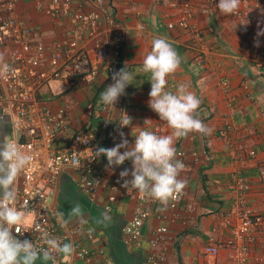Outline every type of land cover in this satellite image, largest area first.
<instances>
[{"label": "crops", "instance_id": "0c3cea01", "mask_svg": "<svg viewBox=\"0 0 264 264\" xmlns=\"http://www.w3.org/2000/svg\"><path fill=\"white\" fill-rule=\"evenodd\" d=\"M72 9L82 12L100 10L105 5L113 11L123 26L124 42L122 66L133 80L125 89L115 108L96 111L88 118L97 128L98 147L111 148L120 142V132L129 143L142 130L167 135L170 130L165 121L148 107L151 90L150 75L141 71L142 62L151 50L154 37H166L182 57L180 69L168 78L166 90L175 91L179 84H187L200 99L198 116L210 128V135L189 133L175 143L176 151L183 153L186 166L179 178L186 187L174 208L159 202L138 200L136 190L122 187L119 173L132 164L125 161L114 172L106 170L107 158L101 156L96 163L102 182L93 195L84 193L79 180L85 173L82 167H65L57 178L55 192L50 198L51 209L63 212L65 219L71 208L79 204L84 210L87 224L75 218L62 227L59 218L51 215L60 233L75 251L88 250L87 257L61 256L54 264H148L150 239L157 227L165 231L158 236L157 248L163 250L160 264H236L228 248L215 256L206 254L209 244H222L234 238L231 223L237 210L252 212L264 219V0L249 10L254 22L252 31L241 25L232 15H222L218 0H69ZM47 0H13L12 13L28 29L26 40L42 42L46 54L65 51L69 41L76 39L94 62L92 45L95 40L108 44L110 27L100 19L94 35L88 30L76 34L77 22L67 15L50 16L45 13ZM201 34V39L196 34ZM202 49V61L194 59ZM4 61L13 54L26 59L24 68L35 67L39 73L49 75V61L42 66L30 63L32 49H23L13 43L0 45ZM106 76L95 83L68 87L58 79L41 81L37 96L50 109L66 106V120L74 129L86 121L90 102H96L105 88ZM6 89L0 85V144L11 136V122L4 112ZM98 114V115H96ZM131 119V125L119 128L122 120ZM227 132L230 144L221 136ZM66 141L55 139L52 147L65 146ZM256 155L251 157L249 151ZM123 152V149H121ZM126 179H131V176ZM242 195L243 204L237 208L236 200ZM137 209L144 212L141 235L132 237L122 232L123 226ZM107 212L111 221L107 226L97 224L101 213ZM23 221L30 218L22 214ZM246 264H264V226L257 227L249 243ZM35 264H53L38 259Z\"/></svg>", "mask_w": 264, "mask_h": 264}, {"label": "built area", "instance_id": "2783aa9c", "mask_svg": "<svg viewBox=\"0 0 264 264\" xmlns=\"http://www.w3.org/2000/svg\"><path fill=\"white\" fill-rule=\"evenodd\" d=\"M47 1L48 5L45 9L47 15H67L75 19L78 37H80L79 31L82 29H86L88 34L94 35L101 18L109 25L111 37L108 44H104L100 40L93 42L94 62L89 60L84 48L78 45L76 39L69 41L67 50L53 51L47 55L42 42L31 43L26 40L29 31L23 22L14 18L13 0H0V45L13 43L20 45L25 50L32 49L33 58L29 60L30 63L39 66H42L45 60L50 63L47 70L49 75H45L39 73L35 67L24 68V65L27 64L26 59L19 54H13L12 60L5 61L10 66V71L0 75V85L6 89L4 112L8 115L12 128L11 136L7 142H17L24 151L33 157L30 165L22 172L15 185L18 193L15 206L22 214H28L30 218L26 221L22 220L19 234L13 230V235L21 240H31L38 248L43 246L40 235L44 231H47L52 237H58L63 243L66 238V235L60 233L51 220V215L55 216L56 213L51 209L49 203L55 192L57 178L61 171L67 166L82 167L85 173L79 180V187L88 195H93L101 184L102 178L98 174L97 160L94 159V150L97 149L95 139L97 128L91 127L88 118L93 112L108 109L100 103V97L96 102H90L86 121L79 128L74 129L66 120V106L50 109L41 103L37 96L41 81L45 78L58 79L68 87H75L93 84L105 75L104 91H106L107 86L113 82V73L121 70L124 42L123 26L116 20L113 11L107 4L100 10L82 12L72 9L69 0ZM96 1L99 5L105 4V0ZM258 2L259 0H240L238 11L231 14L249 31H252L254 22L248 4L256 5ZM196 38L200 40L201 34H196ZM196 52L194 59L200 63L202 61L201 47ZM229 129L230 125L226 124L225 129L221 130V136L224 137L227 144H230L227 135ZM55 139L66 141L65 146L52 147ZM249 155L254 157L256 153L254 150H250ZM176 158L186 166L182 151H176ZM260 173L264 176V169ZM135 197L138 200L157 203V201L142 198L138 193ZM179 198L170 201L168 206L174 208ZM242 204L243 197L240 195L236 200V207L239 208ZM143 220L144 212L137 209L123 226L122 232L132 237L140 236ZM227 223H231L234 228V238L219 245H206L204 252L215 256L220 249L228 248L231 251L230 257L236 260V264H246L249 243L253 239L257 227L264 226V219L252 212L238 209L236 221H227ZM164 231V227H157L150 239L148 264H160L164 260L163 250L157 248L158 236ZM88 254L86 248H79L75 251L78 258L87 257ZM59 258L61 256H57L55 261Z\"/></svg>", "mask_w": 264, "mask_h": 264}, {"label": "clouds", "instance_id": "9594fccd", "mask_svg": "<svg viewBox=\"0 0 264 264\" xmlns=\"http://www.w3.org/2000/svg\"><path fill=\"white\" fill-rule=\"evenodd\" d=\"M240 0H218L217 8L222 15H231L238 11ZM264 35V31L257 36ZM182 57L166 37H154L151 50L144 57L141 71L150 75L151 90L148 107L165 121L170 133L157 135L152 131H140L133 143H129L123 132L120 142L114 147H98L94 150V159L107 158L106 170L130 161L132 169L125 168L119 173L122 187L136 190L142 198L168 206L177 200L186 187V181L179 178L185 165L176 158L175 143L189 133L210 135L211 129L198 116L201 101L187 84H179L175 91L166 90L168 78L180 69ZM10 71V66L0 54V75ZM133 76L122 68L112 75V83L101 93L100 103L107 108H115L125 89L132 84ZM131 125V119L122 120L119 128ZM123 149V152H121ZM33 157L15 141L0 144V264H35L38 259L53 261L57 256H71L75 249L71 243H63L58 237H52L47 231L40 235L43 246L37 247L31 240L19 239L13 235L20 232L23 219L21 211L15 206L18 198L16 182L22 172L30 165ZM131 176V179H126ZM62 227H66L75 218L80 224H87L84 210L74 205L67 219L63 212H57ZM111 217L101 213L96 223L107 224Z\"/></svg>", "mask_w": 264, "mask_h": 264}]
</instances>
